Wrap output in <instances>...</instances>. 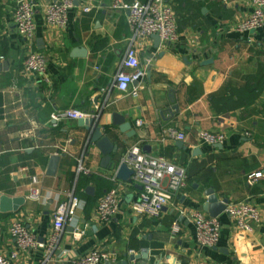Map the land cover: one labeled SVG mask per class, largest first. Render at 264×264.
<instances>
[{"label":"crops","instance_id":"crops-1","mask_svg":"<svg viewBox=\"0 0 264 264\" xmlns=\"http://www.w3.org/2000/svg\"><path fill=\"white\" fill-rule=\"evenodd\" d=\"M33 1L37 32L28 47L12 20L14 0H0V197L25 198L16 212L0 210V254L15 249L8 227L18 218L40 242H49L54 212L73 191L81 206L50 264H71L72 257L94 250L114 254L113 264H264V26L252 34L231 29L250 14V0H170L178 39L140 41L145 76L130 88H137V96L112 88L132 39L126 10L112 9L115 0H79L67 28L60 29L46 20L47 5L57 0ZM84 5L91 11L83 12ZM30 50L46 56L48 81L23 75ZM108 97V107L95 120L115 143L117 164L126 150L138 147L186 169L187 187L169 196L159 219L132 212L141 186L119 180L116 167H103L101 151L89 143L79 120L53 122L57 110L93 114ZM114 113L131 123L135 136L119 131ZM168 128L186 138H172L164 133ZM200 131L225 133L226 139L209 145L200 140ZM54 157L58 161L50 173ZM82 157L89 172L78 174ZM258 172L262 176L250 183L249 175ZM35 180L41 200L29 197ZM117 185L122 187L121 209L101 222L95 215L98 200ZM209 189L221 201L257 206L262 223L241 232L223 212L218 246H199L192 213L208 214ZM176 220L180 229L174 234ZM44 254V249L22 252L13 264H42Z\"/></svg>","mask_w":264,"mask_h":264},{"label":"built area","instance_id":"built-area-1","mask_svg":"<svg viewBox=\"0 0 264 264\" xmlns=\"http://www.w3.org/2000/svg\"><path fill=\"white\" fill-rule=\"evenodd\" d=\"M79 0H57L47 5L46 20L51 26L66 29L69 23V13L77 6ZM252 10L248 16L231 27L233 31L241 34H252L264 26V0H250ZM227 4L228 0H222ZM91 5H84L83 12L91 11ZM112 9H121L128 12V25L132 32L131 42L122 58L119 70L114 77L112 88L122 94L132 93L137 96V88L131 90V85L141 81L145 71L140 66L138 46L141 40L158 35L162 40L174 42L178 39L177 17L170 0H148L141 2L134 0L127 3L123 0H115ZM36 5L33 0H14L12 20L18 34L23 37L28 47H31L36 38ZM22 73L28 78H42L48 81L46 56L35 50H30L23 62ZM103 94H110V90L102 89ZM110 97L105 98L104 104L98 105L93 114L79 109L57 110L53 115L54 124L65 120H80L98 118L102 111L108 107ZM142 125L141 121L137 122ZM164 133L183 141L186 136L174 128L164 130ZM199 138L209 145L224 143L225 133L200 131ZM122 162L126 163L133 171L131 180L141 186L137 198L131 204L132 212L139 217L159 219L163 210L169 206V196L175 195L187 187L188 175L186 169L160 155L142 153L140 148L132 147L123 154ZM78 174L88 173L84 165V158L78 159L76 167ZM262 176L261 172L250 174L248 179L252 183ZM117 182L116 177L111 178ZM166 182V184H165ZM38 180L33 183L29 197L41 200L42 194L37 186ZM121 185L113 187L99 200L95 208V215L101 222L110 221L118 215L121 209ZM68 199L60 203L54 212L53 231L49 242H40L37 236L30 231L21 219L13 220L8 232L15 240V249L8 255L0 254V264H13L20 253L44 249L42 264H50L55 260L59 249V242L65 227L74 219L76 211L81 206V199L71 191ZM224 213L234 222L241 232H252L262 223L260 209L245 201L228 202ZM194 221L195 240L199 246L214 248L218 246L222 224L219 217H211L203 211L192 213ZM180 229V223L176 220L172 225V231L176 234ZM65 256V255H64ZM114 254L99 250L91 251L83 256L72 257L71 264H106L116 263Z\"/></svg>","mask_w":264,"mask_h":264},{"label":"water","instance_id":"water-1","mask_svg":"<svg viewBox=\"0 0 264 264\" xmlns=\"http://www.w3.org/2000/svg\"><path fill=\"white\" fill-rule=\"evenodd\" d=\"M153 38H155L156 40H160L158 35H153ZM82 52L83 50L80 51V53ZM137 83L138 82H135L133 84ZM175 108L178 109V106H175ZM98 121H96L95 118L80 119L79 125L86 130L89 143L92 145L94 144L101 151L103 155V167L111 169L116 167L117 178L122 181L131 182L133 171L128 167L126 163L120 162V164H117L113 160L114 153L116 152L115 143L111 140V137L106 132V130L104 131L102 129V126L99 125ZM113 124L115 126H118L119 131L121 133L127 134L128 137H133L136 135L135 130L132 129L131 123L127 122L126 118L119 113L113 114ZM123 143H125V141H123ZM51 161L52 166L50 167V173H53L58 158L54 157ZM87 192L92 193V188H88ZM206 194L208 196V202L204 206L205 210L208 212L209 216L218 217L225 211L228 200H219V198L215 195L213 189L207 190ZM24 203V197L10 198L3 195L0 197V210L2 212H16L20 209L21 206L24 205ZM131 260H134V258L131 257ZM106 264L113 263L108 262ZM117 264H128V261H121Z\"/></svg>","mask_w":264,"mask_h":264},{"label":"trees","instance_id":"trees-1","mask_svg":"<svg viewBox=\"0 0 264 264\" xmlns=\"http://www.w3.org/2000/svg\"><path fill=\"white\" fill-rule=\"evenodd\" d=\"M88 201H90V199H88Z\"/></svg>","mask_w":264,"mask_h":264}]
</instances>
